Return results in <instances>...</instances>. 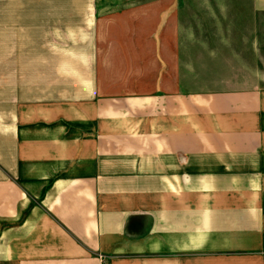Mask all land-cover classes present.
<instances>
[{
	"label": "crops",
	"instance_id": "1",
	"mask_svg": "<svg viewBox=\"0 0 264 264\" xmlns=\"http://www.w3.org/2000/svg\"><path fill=\"white\" fill-rule=\"evenodd\" d=\"M3 1L0 264H264V0L223 56L178 0Z\"/></svg>",
	"mask_w": 264,
	"mask_h": 264
},
{
	"label": "rangeland",
	"instance_id": "2",
	"mask_svg": "<svg viewBox=\"0 0 264 264\" xmlns=\"http://www.w3.org/2000/svg\"><path fill=\"white\" fill-rule=\"evenodd\" d=\"M117 1L122 2L124 0H99L100 3L106 2L108 4ZM3 3L4 1L0 0V5ZM187 4L188 6H186ZM171 11L166 20L169 25L165 31L170 40L172 39L174 42L173 51L186 52L187 50L189 53H203L209 49V53L215 52L221 56L230 52L225 49L226 45L223 46L221 41L226 42L231 36H236L238 32L240 35L245 34L244 25L258 19V16L251 11L250 0H178ZM0 19L3 20V17L0 16ZM179 23H182L183 27L186 26L185 29L181 28ZM234 26L236 28H232ZM143 30L147 31V29ZM8 37L10 39L9 44L6 41L5 30L0 28V81L2 80V82L6 72V64L9 63L5 56L7 57V53L10 56L16 52V46L12 44L14 39H11L10 35ZM180 37L183 38L180 41L185 44H181L178 39ZM184 37L187 39L185 40ZM243 47L238 44L235 49L240 52ZM261 256L258 255V257ZM259 260L257 256L253 257L252 260L248 256H240L235 257L232 263L247 264Z\"/></svg>",
	"mask_w": 264,
	"mask_h": 264
}]
</instances>
